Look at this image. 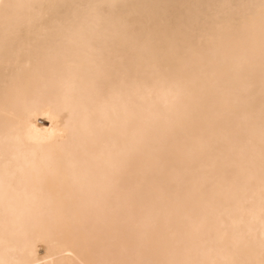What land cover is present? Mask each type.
Listing matches in <instances>:
<instances>
[{
    "label": "bare ground",
    "instance_id": "1",
    "mask_svg": "<svg viewBox=\"0 0 264 264\" xmlns=\"http://www.w3.org/2000/svg\"><path fill=\"white\" fill-rule=\"evenodd\" d=\"M0 262L264 264V0H0Z\"/></svg>",
    "mask_w": 264,
    "mask_h": 264
},
{
    "label": "rangeland",
    "instance_id": "2",
    "mask_svg": "<svg viewBox=\"0 0 264 264\" xmlns=\"http://www.w3.org/2000/svg\"><path fill=\"white\" fill-rule=\"evenodd\" d=\"M37 249H38L39 251L42 250L40 244H37Z\"/></svg>",
    "mask_w": 264,
    "mask_h": 264
},
{
    "label": "clouds",
    "instance_id": "3",
    "mask_svg": "<svg viewBox=\"0 0 264 264\" xmlns=\"http://www.w3.org/2000/svg\"><path fill=\"white\" fill-rule=\"evenodd\" d=\"M0 264H2V262H0Z\"/></svg>",
    "mask_w": 264,
    "mask_h": 264
}]
</instances>
